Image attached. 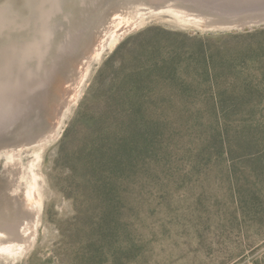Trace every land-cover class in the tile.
I'll use <instances>...</instances> for the list:
<instances>
[{
  "label": "rangeland",
  "instance_id": "1",
  "mask_svg": "<svg viewBox=\"0 0 264 264\" xmlns=\"http://www.w3.org/2000/svg\"><path fill=\"white\" fill-rule=\"evenodd\" d=\"M58 1L0 112V264H264V0Z\"/></svg>",
  "mask_w": 264,
  "mask_h": 264
},
{
  "label": "bare ground",
  "instance_id": "2",
  "mask_svg": "<svg viewBox=\"0 0 264 264\" xmlns=\"http://www.w3.org/2000/svg\"><path fill=\"white\" fill-rule=\"evenodd\" d=\"M83 1L86 3L85 0H83ZM36 2H38L37 7H38V9H39L38 11L40 13L38 12L39 16H37L38 14L36 15L37 18H36L35 23L37 25L39 22L40 27L38 25L36 27V36H35L34 40L30 43L23 44V45H15L13 42H9L10 44H6L7 46L5 45L6 47H4L2 50H0V67H1L0 71H2L1 73H3V75H1V79H4V81L0 82V97H3L0 99L8 98V100H14L15 97L19 99V98H22V96L24 94L23 92L20 94L21 91L25 90V91L30 92V90L31 91L36 90L38 88L44 87V85H45V83H44L45 81L42 79L44 73H42V71H41L43 69V64L39 67L37 64V68L35 66V69H33V70L26 68L25 66H27V64H29L30 59H32L33 61L36 60V62L38 60L40 62H42L41 59H42L43 55L45 56V50L43 52H40V47H42V46L47 47V42H48L47 40L48 39L47 40L45 38H44V40H43V38L39 39V36L41 37V35H42L40 33L43 31V29L40 30V28H43L45 26V24L47 23L46 17H48V15L50 16L51 13L58 11V9L60 8L59 7L60 4H59L58 0H42L43 5L48 4L49 9L46 10V9L42 8L41 3L39 6V0H37ZM101 2H102L101 0H91L88 4L97 8L101 4ZM2 11L3 10L0 11V33L1 34L4 33L5 30L10 31L11 29H13L12 26L14 25V22H16L14 19L11 18L10 14L4 13L2 15L1 14ZM49 18H48V20H49ZM89 19H91V18H89ZM256 23H257V21H256ZM131 26H134V25H129L128 28ZM124 31H125V29H124ZM123 32L118 33V35L116 37H113L112 40L108 43V45L116 43L121 38ZM49 42H50V40H49ZM64 47H65V45L62 46V48H61L60 52L58 53V56L55 58V60L53 59V67L60 64V61L63 60V55L65 52ZM48 48H49V46H48ZM48 69H51V68H48ZM44 70H45V68H44ZM41 73H42V75H41ZM12 74L15 75L14 80H12V78H11ZM27 74H29V75H27ZM15 85L18 86V89H17L16 95H13V92L10 90V88L14 87ZM46 91H48V89ZM46 94H47V92H46ZM31 97L33 98L35 96H31ZM18 99L15 101L16 102L15 106L17 107V109H18V107L22 108L24 106H25V108L26 107L28 108V106H29L28 105V102H29L28 96L27 97L24 96L21 99L22 100L21 102ZM33 99H35V98H33ZM36 99H39V98L36 97ZM35 101L36 100H34V103H35ZM6 104H8V102H6ZM29 104H30V102H29ZM12 106H14V104H12ZM27 108H26V111H27ZM22 110H24V108ZM22 110L19 109L20 112ZM19 111L18 112L16 111L17 112L16 114H19L20 113ZM21 114H23V112Z\"/></svg>",
  "mask_w": 264,
  "mask_h": 264
},
{
  "label": "water",
  "instance_id": "3",
  "mask_svg": "<svg viewBox=\"0 0 264 264\" xmlns=\"http://www.w3.org/2000/svg\"><path fill=\"white\" fill-rule=\"evenodd\" d=\"M17 89H18V86H14V87H12V88H10V90L13 92V95H16V92H17ZM37 91H39V90H37ZM37 91H35L34 93H32L31 95L32 96H34V95H36L37 93L38 94H40L41 92H37ZM37 92V93H36ZM41 94H43V92L41 93ZM41 96V95H40ZM6 97V96H5ZM0 98H3V97H0ZM40 98V97H39ZM6 100L7 99H0V112L2 111V109H3V107H4V105H5V103H6ZM32 101H34V100H31V101H29V102H32ZM32 109V107L30 108V110ZM30 110L29 111H23V114L22 115H25V114H27L28 112H30Z\"/></svg>",
  "mask_w": 264,
  "mask_h": 264
}]
</instances>
